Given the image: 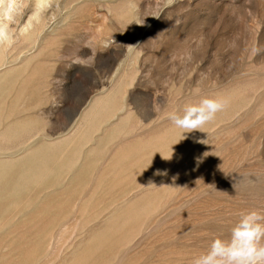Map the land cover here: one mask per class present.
I'll return each mask as SVG.
<instances>
[{
	"label": "rangeland",
	"instance_id": "374dc122",
	"mask_svg": "<svg viewBox=\"0 0 264 264\" xmlns=\"http://www.w3.org/2000/svg\"><path fill=\"white\" fill-rule=\"evenodd\" d=\"M47 1L0 2V264H193L264 211V0Z\"/></svg>",
	"mask_w": 264,
	"mask_h": 264
},
{
	"label": "clouds",
	"instance_id": "9594fccd",
	"mask_svg": "<svg viewBox=\"0 0 264 264\" xmlns=\"http://www.w3.org/2000/svg\"><path fill=\"white\" fill-rule=\"evenodd\" d=\"M228 103L226 98H204L186 106L182 115L170 114L169 119L186 132L200 130ZM193 264H264V211L242 214L231 229L230 239H214L209 250L195 258Z\"/></svg>",
	"mask_w": 264,
	"mask_h": 264
},
{
	"label": "bare ground",
	"instance_id": "6f19581e",
	"mask_svg": "<svg viewBox=\"0 0 264 264\" xmlns=\"http://www.w3.org/2000/svg\"><path fill=\"white\" fill-rule=\"evenodd\" d=\"M2 1H5V4L9 1V5L11 6V8L9 9L8 7H5V9H4V12H5V14L7 15V16H9V14H10V11H11V9H13L14 8V1L15 0H1L0 2L2 3ZM46 3H48V1L47 0H42V2H41V5H44V4H46ZM8 6V5H7ZM9 37L7 36V29H6V27L5 26H2L1 24H0V42L1 41H3V40H6V41H9Z\"/></svg>",
	"mask_w": 264,
	"mask_h": 264
}]
</instances>
